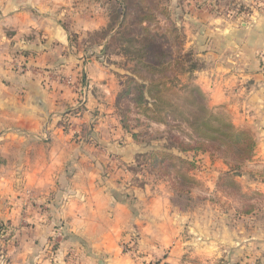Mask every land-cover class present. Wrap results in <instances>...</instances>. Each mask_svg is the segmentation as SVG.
<instances>
[{"label": "crops", "instance_id": "0c3cea01", "mask_svg": "<svg viewBox=\"0 0 264 264\" xmlns=\"http://www.w3.org/2000/svg\"><path fill=\"white\" fill-rule=\"evenodd\" d=\"M58 1L0 0V229L60 230L53 264H264V220L233 216L213 193L222 162L197 155L209 162L194 172L206 198L187 213L173 209L167 182L137 177L145 151L119 125L115 72L98 51L87 59L70 44ZM91 20L79 30L105 24ZM208 32L195 81L209 108L249 129L245 166L264 171V8ZM241 178L264 199V173ZM126 239L134 251L122 250ZM24 263L13 254L9 264Z\"/></svg>", "mask_w": 264, "mask_h": 264}, {"label": "trees", "instance_id": "16d2710c", "mask_svg": "<svg viewBox=\"0 0 264 264\" xmlns=\"http://www.w3.org/2000/svg\"><path fill=\"white\" fill-rule=\"evenodd\" d=\"M126 1L116 2L112 22L95 34H101L102 41L109 38L117 42L122 56L134 65L115 101L116 115L122 131L134 143L151 146L139 158L157 176L168 181L173 190L170 202L181 209L180 204L190 201L191 191L199 186L192 175L198 154H208L210 158L214 153L219 154L228 169L222 176L226 178L252 158L255 142L248 130L235 128L212 114L199 87L181 82L182 77L192 76L199 67L190 54H183L180 46L168 45L152 32L151 24L158 23L157 0H149L150 3L140 0L143 5L139 7L128 6ZM158 11L162 13L164 8ZM170 30L175 40L177 35L173 28ZM172 47H177L174 52ZM120 100H126L137 110L143 121L135 119L132 125L128 106L120 107ZM151 124L166 129L150 132ZM139 127L141 132L136 131ZM153 141L162 144L156 149ZM175 198L179 203L174 202Z\"/></svg>", "mask_w": 264, "mask_h": 264}, {"label": "rangeland", "instance_id": "374dc122", "mask_svg": "<svg viewBox=\"0 0 264 264\" xmlns=\"http://www.w3.org/2000/svg\"><path fill=\"white\" fill-rule=\"evenodd\" d=\"M119 0H59L61 4V20L63 22L64 29L69 33L70 44L75 47V49H81L80 51H85V58L92 59V53L99 52L100 60L103 63H108L112 71L115 72L114 82V98L117 99L118 94L124 88V83L126 78L129 77L133 71L134 65L126 60L124 56L120 53L118 49V43L113 42L111 39L106 38L102 41L100 39L101 34L95 35L96 33L106 29L107 25L112 22L110 19L112 17L113 9L117 7ZM147 3V0H144ZM129 4H134L136 7L143 5L140 0H128ZM148 3L149 0H148ZM158 6L154 7L157 12L156 24L152 23L150 28L152 32L163 41L167 42L168 45L180 46L183 50V54H190L191 58L195 60L198 64L199 70L193 73L190 77H182L180 80L182 83H192L198 87L196 83L197 73H201L205 67V46L207 44V39L209 37V29L215 31L224 27L233 26L243 22L254 12H259L264 8V0H157ZM154 5V4H153ZM131 8V7H130ZM164 11L158 13V10ZM91 19L95 22H101L104 24L102 28L95 31H80L84 27H88L86 23L91 24ZM84 22V26H78L80 21ZM75 26V31L79 34H74L72 29ZM92 26V25H91ZM77 27V28H76ZM177 35L174 40V33ZM107 45V48H104ZM177 47H172V52L176 50ZM103 55V57H102ZM175 56V54L173 53ZM103 58V59H102ZM89 61V60H88ZM206 99V98H205ZM114 101V102H115ZM207 103V101H206ZM128 106V117L131 119V124L135 125L134 120L140 119L143 121V117L138 114L137 110H133L130 104H127L126 100H120V107ZM208 106V105H207ZM209 107V106H208ZM216 117L220 118L225 122H229L227 114L221 108H209ZM166 128L151 124L149 127L150 132H160ZM249 131V129L244 128ZM142 127L136 129L137 132H141ZM250 132V131H249ZM128 135V134H127ZM162 141H153L152 146L154 148H159ZM141 145L142 152H147L150 147ZM208 157L209 155L206 154ZM210 161L222 162L219 158V154L214 153L213 157H209ZM138 164L134 165L133 171L137 174L139 179L142 177H147L149 175L155 176L159 179L167 182L169 190L171 192L170 198H172V189L168 181L160 176H157L149 167V164L143 159L137 160ZM145 162V163H144ZM196 159V168L193 170L192 175L197 170L200 174L204 171L206 167L209 166V162L206 159ZM223 163V162H222ZM241 166L240 170L233 171L229 173V176L222 178L225 174H220L215 182L216 195H219V199L223 198L222 206H226V209H231L234 215H240L245 218L249 217L250 214L256 213L258 216L259 223L264 220V199L255 190H250L247 184L243 186L236 180L237 177H242L241 180L249 179L250 181L256 177L260 172L264 171L258 168ZM209 168V167H208ZM228 172V169L226 173ZM242 174V175H241ZM204 177V176H202ZM222 179V180H221ZM140 184L138 182H133L132 185ZM206 188L203 182L199 181V186L194 188L190 193V201H183L180 204V208L172 206L177 212L187 213L196 209L203 202L205 196ZM174 202L179 203V199L175 198ZM172 205V204H171ZM235 216V219L237 217ZM246 222V221H244ZM47 223V220H46ZM32 224V223H28ZM33 226H35L33 224ZM24 227L22 222L18 226H10L6 224L2 229H0V264H9L11 256L19 258V261L25 259L24 264H51L57 263L55 261V253L57 252V247L59 242L65 240L67 237L60 230L50 234L47 232V226L45 232L27 233L24 232ZM39 227H36L38 229ZM127 239L122 243V250L124 252L134 251L135 245L129 248L127 245L132 242H136L135 236L132 237V242L125 244ZM19 243V244H18ZM19 246L20 248H18ZM14 247H17L14 249ZM67 250V256L72 261H75V252ZM18 254H22L18 257ZM152 264V263H151ZM157 264V263H153Z\"/></svg>", "mask_w": 264, "mask_h": 264}, {"label": "built area", "instance_id": "2783aa9c", "mask_svg": "<svg viewBox=\"0 0 264 264\" xmlns=\"http://www.w3.org/2000/svg\"><path fill=\"white\" fill-rule=\"evenodd\" d=\"M131 248V247H130Z\"/></svg>", "mask_w": 264, "mask_h": 264}]
</instances>
